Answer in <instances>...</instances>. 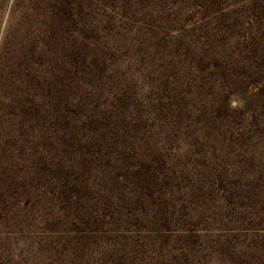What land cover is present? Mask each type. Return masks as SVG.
<instances>
[{
  "label": "rangeland",
  "instance_id": "obj_1",
  "mask_svg": "<svg viewBox=\"0 0 264 264\" xmlns=\"http://www.w3.org/2000/svg\"><path fill=\"white\" fill-rule=\"evenodd\" d=\"M0 264H264V0H0Z\"/></svg>",
  "mask_w": 264,
  "mask_h": 264
}]
</instances>
